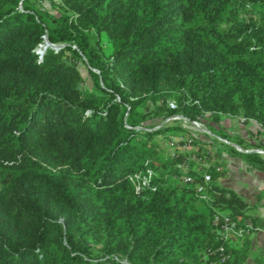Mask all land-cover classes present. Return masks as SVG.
Returning a JSON list of instances; mask_svg holds the SVG:
<instances>
[{"label": "trees", "instance_id": "16d2710c", "mask_svg": "<svg viewBox=\"0 0 264 264\" xmlns=\"http://www.w3.org/2000/svg\"><path fill=\"white\" fill-rule=\"evenodd\" d=\"M59 3L46 20L29 0H0V264H233L212 216L262 224L248 200L216 183L214 166L208 201L169 182L182 179L185 156L155 161L149 141L181 128L264 170L257 154L203 142L178 121L151 129L173 113L206 112L208 125L229 113L264 126V0ZM102 33L108 54L92 41ZM44 35L63 45L39 56ZM82 62L95 88L83 86ZM148 169L137 190L134 173ZM187 173L202 179L192 163ZM221 245L232 254L225 263Z\"/></svg>", "mask_w": 264, "mask_h": 264}, {"label": "built area", "instance_id": "2783aa9c", "mask_svg": "<svg viewBox=\"0 0 264 264\" xmlns=\"http://www.w3.org/2000/svg\"><path fill=\"white\" fill-rule=\"evenodd\" d=\"M62 45L63 43L49 42L44 35L43 41L34 48V52L41 56L46 47L52 46L57 48ZM167 105L171 109L177 108V103L173 98L167 101ZM225 118H234L241 131H244L247 124L254 122L256 129L248 134L245 139L239 135L240 138L246 142V144H239L238 142L211 131L208 128V122L211 120V114L209 112L204 113L202 118L193 120L183 114L173 113L162 121L156 123L151 129H157L163 124H170L174 121H178L185 127L191 129L193 135L203 142H211V140L217 139L219 142L233 146L239 152L255 153L264 159V126L253 120L247 121L242 116H236L229 113L220 114V119ZM137 128L148 129L146 126H137ZM195 140L196 139L190 134L188 136L179 137L178 141L182 142V144H180V152L185 156V159L182 162H178L177 167L183 172L181 176L183 182L189 186H193L198 196L203 200L208 201L210 198L207 191L208 184L211 180L209 169L214 166L216 170H220V167L217 166L215 162V158H217L219 150L213 144H196L194 143ZM190 163H192L193 168L200 173L202 177L201 180H197L195 176L187 173ZM152 175L153 171L150 169L147 170L146 174L134 173L133 178L137 181L136 189L139 190L140 188L149 185ZM212 226L213 231L226 242H229L231 239H242L254 231L264 232V228L260 226H254L252 224H238V222L232 219L226 212H214L212 216ZM217 252L220 256L218 261L219 263H225L232 257L231 251L227 250L224 245L219 246L217 248Z\"/></svg>", "mask_w": 264, "mask_h": 264}, {"label": "crops", "instance_id": "0c3cea01", "mask_svg": "<svg viewBox=\"0 0 264 264\" xmlns=\"http://www.w3.org/2000/svg\"><path fill=\"white\" fill-rule=\"evenodd\" d=\"M220 125L226 126V131L235 130L237 123L234 118L220 119ZM250 124L255 125L254 122ZM246 144V142H244ZM181 150V147L179 148ZM219 155V154H218ZM222 164L215 177L216 183L233 188L249 202L251 212L258 216L264 228V170L249 165L241 156L231 155L220 150ZM220 162H216L220 166ZM245 224H252L250 218L244 219ZM233 251V264H264V232L254 231L242 239H231L228 242Z\"/></svg>", "mask_w": 264, "mask_h": 264}, {"label": "rangeland", "instance_id": "374dc122", "mask_svg": "<svg viewBox=\"0 0 264 264\" xmlns=\"http://www.w3.org/2000/svg\"><path fill=\"white\" fill-rule=\"evenodd\" d=\"M29 1L33 2L35 8H37V10L42 12V17L46 20H48L50 18V16L58 17L61 13V6H60L61 4L59 3V0H29ZM97 38L99 39V41L102 45V50H103L104 54L110 53L113 49V46H112V43L109 41V39L106 37V35L104 33H102L99 37L97 36V34L92 35V41L93 42ZM78 67L84 75L83 86L85 88H95V86L93 84V80H92L90 70H89L88 66L86 65V63L82 62L78 65ZM92 71L96 72L94 69H92ZM227 119L228 118H225V120H227ZM149 121H150V119L147 121V123ZM209 126H210V128L213 127L214 129L224 131V132L230 134L233 138V141H235V142H237L235 140L236 137L240 138V136H242L245 139L248 134H250L251 132H253V130L256 129L255 125H252L250 123L247 124L244 131H241L238 128V125L236 126V128H233L235 130L230 131V129H229L226 131V129H225L226 126L220 125L219 122L218 123L211 122V123H209L208 128H209ZM210 130L212 131V129H210ZM250 130H252V131H250ZM182 136H187V132L181 128L178 130H170V131L166 132L165 134H161V133L155 134L149 141V145H150L149 148H151V150L153 151L154 160L155 161H161V160L164 161V160L169 159L173 155L174 152H178L179 148L177 147V145H178L177 143L179 142L178 141L179 137H182ZM219 155H220V153H219ZM219 155H218V157H219ZM220 160H221V163H220L219 167H221V164H222V156L220 158H215V162H220ZM211 180H212V175H211ZM174 181L177 183L183 182L182 179H178V178H174V177H173V179H169V182H174ZM194 203L197 205V207L200 211L208 212L207 207L201 201V199H199V198L195 199ZM119 261L121 264H129L123 258H120Z\"/></svg>", "mask_w": 264, "mask_h": 264}, {"label": "water", "instance_id": "95a60500", "mask_svg": "<svg viewBox=\"0 0 264 264\" xmlns=\"http://www.w3.org/2000/svg\"><path fill=\"white\" fill-rule=\"evenodd\" d=\"M60 47V46H59ZM56 48V47H55ZM58 48V47H57Z\"/></svg>", "mask_w": 264, "mask_h": 264}]
</instances>
